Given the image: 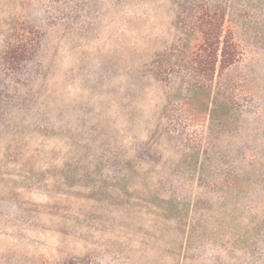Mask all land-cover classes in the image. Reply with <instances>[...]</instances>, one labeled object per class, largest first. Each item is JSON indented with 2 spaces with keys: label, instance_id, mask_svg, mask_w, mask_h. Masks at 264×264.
Instances as JSON below:
<instances>
[{
  "label": "rangeland",
  "instance_id": "1",
  "mask_svg": "<svg viewBox=\"0 0 264 264\" xmlns=\"http://www.w3.org/2000/svg\"><path fill=\"white\" fill-rule=\"evenodd\" d=\"M203 2L240 53L209 84ZM0 264H264V0H0Z\"/></svg>",
  "mask_w": 264,
  "mask_h": 264
},
{
  "label": "trees",
  "instance_id": "2",
  "mask_svg": "<svg viewBox=\"0 0 264 264\" xmlns=\"http://www.w3.org/2000/svg\"><path fill=\"white\" fill-rule=\"evenodd\" d=\"M200 9L191 24L194 35L189 60L194 74L209 84L218 72L237 63L240 53L231 32L225 28L224 12L219 8L212 10L207 3ZM37 38L35 30L15 26L5 51L7 61L16 65L26 60L37 45Z\"/></svg>",
  "mask_w": 264,
  "mask_h": 264
}]
</instances>
